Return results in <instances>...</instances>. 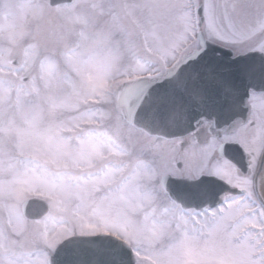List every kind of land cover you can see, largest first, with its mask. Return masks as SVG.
Returning a JSON list of instances; mask_svg holds the SVG:
<instances>
[{"label":"snow or ice","instance_id":"snow-or-ice-1","mask_svg":"<svg viewBox=\"0 0 264 264\" xmlns=\"http://www.w3.org/2000/svg\"><path fill=\"white\" fill-rule=\"evenodd\" d=\"M0 264H264V0H0Z\"/></svg>","mask_w":264,"mask_h":264},{"label":"water","instance_id":"water-1","mask_svg":"<svg viewBox=\"0 0 264 264\" xmlns=\"http://www.w3.org/2000/svg\"><path fill=\"white\" fill-rule=\"evenodd\" d=\"M217 57H220V62L225 64V67H227L226 63L229 60L230 54L221 50L220 53L216 54Z\"/></svg>","mask_w":264,"mask_h":264}]
</instances>
